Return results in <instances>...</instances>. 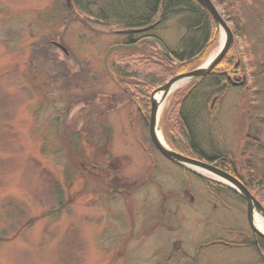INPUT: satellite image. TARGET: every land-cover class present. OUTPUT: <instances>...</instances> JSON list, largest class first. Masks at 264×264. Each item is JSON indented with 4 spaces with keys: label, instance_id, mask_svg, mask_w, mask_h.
<instances>
[{
    "label": "rangeland",
    "instance_id": "rangeland-1",
    "mask_svg": "<svg viewBox=\"0 0 264 264\" xmlns=\"http://www.w3.org/2000/svg\"><path fill=\"white\" fill-rule=\"evenodd\" d=\"M146 1L122 3L126 11L136 8L134 18ZM230 1L212 0L233 32L236 84L204 78L182 113L202 151L192 154L228 158L256 182L264 206V184H257L264 183V0ZM63 5L0 0V264H264L249 245L244 198L210 191L206 181L220 179L154 151L148 116L115 84L110 60L113 78L101 64L118 35L96 33ZM188 17H171L149 34L170 50L183 49ZM221 42L219 29L199 65ZM192 81L165 100L156 124L166 144L161 118ZM102 154L121 178L115 180L128 183L121 192L89 167ZM81 159L86 175L78 170Z\"/></svg>",
    "mask_w": 264,
    "mask_h": 264
},
{
    "label": "trees",
    "instance_id": "trees-1",
    "mask_svg": "<svg viewBox=\"0 0 264 264\" xmlns=\"http://www.w3.org/2000/svg\"><path fill=\"white\" fill-rule=\"evenodd\" d=\"M218 1L223 6L226 5V2L231 3L230 0L226 2L225 0ZM71 3H73L77 14L71 13L67 6L63 5L67 9L66 13L69 17L78 20L87 28L96 31V33L118 35L119 43L137 44V47L131 51L117 50L111 52L109 60L113 71L116 72L118 84L125 89L123 94L126 95L127 101L131 105L134 104L133 106L137 107L138 111L145 114L144 118L148 116L150 95L154 89L164 84L172 76L199 66L207 52L217 42L219 29L216 27L217 25L211 15L197 0H147L143 5V11L137 12L138 16L134 18H131V13L136 8L130 6L126 11V8H123L122 0H72ZM175 16H189V19L192 18V27L190 25L188 34L182 38L183 49L178 51L168 49L172 54V60L170 61L163 55L156 43L145 39L140 34H118L115 32L123 28H143L150 23H154L155 20L158 21L157 26H159L167 19ZM191 32L194 33L193 37L190 36ZM237 55L238 53L233 49V46H230L223 59L213 68L211 75L225 77L227 74L235 72L238 66L234 69L231 68L237 61ZM204 78L193 80L185 91L182 89L176 91L169 107L161 118V123H159L161 127L163 125V129L169 135L166 138L167 144L171 148L198 159H202V154L195 156L192 152L202 151L193 143L192 135L189 133V127L185 123L186 120L182 112L184 101L189 92L191 93ZM207 159L233 174L256 197L254 187L258 188V186H253L256 182L253 181V184L247 182L243 174L233 167L234 165L228 158L215 156ZM78 170L81 171L80 166ZM262 181V179L258 180L257 184H264ZM206 183L210 191L218 189L237 194L235 190L225 184L216 181H206ZM260 198L264 201L262 197ZM257 200L260 203L258 198ZM253 235L258 236V241L255 244L252 243L251 246L255 245V249L264 261V239L258 234L253 233Z\"/></svg>",
    "mask_w": 264,
    "mask_h": 264
},
{
    "label": "water",
    "instance_id": "water-1",
    "mask_svg": "<svg viewBox=\"0 0 264 264\" xmlns=\"http://www.w3.org/2000/svg\"><path fill=\"white\" fill-rule=\"evenodd\" d=\"M202 7H204L207 12L211 15L214 22L216 23V27L218 29L222 28L223 31V42L221 46L219 47V50L216 52L215 56L211 58L212 60L204 67V63H202L200 66L186 71L179 74H176L172 76L169 80L165 81L164 84L160 85L150 95V110H149V117H148V135L150 138V141L154 148L160 153V155H163L165 158L173 161L174 163H177V165H183V166H194L199 169H202L204 171H208L209 174L214 175L220 183L227 185L228 187L235 190L237 193H239L246 202V220L247 224L249 225L250 229L254 232V234H258L264 239V233L260 231L254 224V212H259L260 214L264 215V208L261 203L255 198V196L250 193L249 189L241 183V181L236 178L233 174L205 161L196 159L193 157H188L183 154H180L179 152L171 149L168 146L162 145V143L158 140L156 136V123H157V115H158V105L155 103V100L153 99V95L155 92H158L162 89L169 88L173 83L176 82V80H179L181 78H190V79H196L201 78L209 74L212 69L223 59L225 54L227 53L229 47L233 43L234 37L233 32L230 28V26L227 24L226 20L223 18L221 13L217 10L215 4L212 2V0H197ZM72 0H65V3L68 7V9L71 11V13L77 14L75 11V8L73 6V3H71ZM148 28H123L118 29L115 32L120 34H134V33H141L144 30ZM149 41H152L156 43L160 47V51H162L163 55L170 61L172 60V54L170 51L164 46V44L161 42L160 39L156 37H148ZM59 48L64 52L68 53L66 48L63 45L57 44ZM137 47V44H121L116 43L109 46L102 58L103 68L107 74L108 77L113 78V74L110 71L108 63L109 56L111 52L117 51V50H132ZM206 62V61H204ZM244 81V78L241 82L238 84H242ZM236 84V83H233Z\"/></svg>",
    "mask_w": 264,
    "mask_h": 264
},
{
    "label": "flooded vegetation",
    "instance_id": "flooded-vegetation-1",
    "mask_svg": "<svg viewBox=\"0 0 264 264\" xmlns=\"http://www.w3.org/2000/svg\"><path fill=\"white\" fill-rule=\"evenodd\" d=\"M158 25V21H156L155 20V22L154 23H150V24H148V25H146V26H144L143 28H148V29H146V30H144L143 32H141V33H138V34H140L142 37H144L145 39H147L148 37H156V36H154V35H152V34H149L150 33V31L152 30V29H154L156 26ZM50 43L51 44H53L54 46H56L57 48H59V46L57 45V44H59L56 40H50ZM60 49V48H59ZM170 51V50H169ZM171 53V52H170ZM66 54V53H65ZM67 55V54H66ZM213 70V69H212ZM237 71V70H236ZM233 72V74L235 75L237 72ZM212 72V71H211ZM211 72L209 73V74H207L206 76H204L205 78H208L209 76H212L211 75ZM203 77V78H204ZM233 77H232V74L231 73H229V74H227V76H223V77H221V76H212L211 77V79H210V81H212L213 83L215 82V83H221V84H226L228 81L230 82V83H235L234 82V80L232 79ZM241 79H239L238 81H242L243 80V78H245L244 77V75L243 74H241V77H240ZM237 80V79H236ZM115 84H117V86H119V84H118V82H117V80L115 79ZM122 90L124 91L125 89L124 88H122ZM149 110H150V105H149ZM139 112V114H141L143 117H144V115H143V113L142 112H140V111H138ZM145 119V118H144ZM186 123V122H185ZM149 134V133H148ZM162 136H164V134L162 135ZM152 144V143H151ZM153 146V145H152ZM154 147V146H153ZM154 151L156 152V153H158L159 155H160V153L154 148ZM177 151V150H176ZM98 152V151H97ZM104 152V151H103ZM106 152V151H105ZM177 152H179V151H177ZM87 153H89V151H87ZM180 154H183V155H185L186 156V154H184V153H181V152H179ZM99 157V159H98V161H96V163L95 162H93V165H90L89 167L91 168V169H99V173L97 174V177H99V178H106V179H108V185L112 188V189H114V192L113 193H117V192H121L122 190H124L125 189V186L127 187L128 186V183L127 182H125V181H116L115 179H121V178H119V176H116L115 177V175H114V172H110L109 171V164H110V158H107L108 157V155H100V156H98ZM161 157H163V158H165L163 155H161ZM166 160H169V159H167V158H165ZM81 160H83V159H81ZM170 161V163H172L173 161H171V160H169ZM208 162V161H207ZM86 163H88V161H80V163H79V166H80V169H81V172L83 173V174H85L86 175V173H87V171H86V169L88 168V165L86 164ZM174 163V162H173ZM209 163H211V164H213V165H215V163H213V162H209ZM180 166V165H179ZM215 166H217V165H215ZM217 167H219V166H217ZM86 168V169H85ZM181 168H184V166H181ZM219 168H221V167H219ZM222 169V168H221ZM188 170V169H187ZM224 170V169H223ZM102 176V177H101ZM126 184V185H125ZM252 238L253 239H251L250 240V245H252V243H257V241H258V236H254V235H252ZM203 245H208V243L207 244H205V243H203V244H199V246L201 247V246H203ZM255 246V245H254ZM253 246V247H254ZM255 248V247H254Z\"/></svg>",
    "mask_w": 264,
    "mask_h": 264
},
{
    "label": "bare ground",
    "instance_id": "bare-ground-1",
    "mask_svg": "<svg viewBox=\"0 0 264 264\" xmlns=\"http://www.w3.org/2000/svg\"><path fill=\"white\" fill-rule=\"evenodd\" d=\"M221 31V41L223 42V31L222 28H220ZM221 42V44H222ZM219 50V47L216 51H214L212 54L209 55V57L207 58L206 62H204V67L212 60L211 58H213L216 54V52ZM187 80H189V78H181L179 80H176L175 83H173L169 88L167 89H162L158 92H155V94L153 95V99L155 100V103H157L158 105V115H157V121L158 118L160 116V113L162 112L164 105H165V100L168 96V94H170L172 91L176 90L178 87L184 85ZM156 136L158 138V140L162 143V145L167 146L161 132L159 131V129L157 128L156 125ZM200 171H204L202 169H200ZM210 177H213L214 175L209 174L208 171H206ZM215 178V177H213ZM254 224L255 226L264 233V221H263V216L262 214H260L259 212H254Z\"/></svg>",
    "mask_w": 264,
    "mask_h": 264
}]
</instances>
